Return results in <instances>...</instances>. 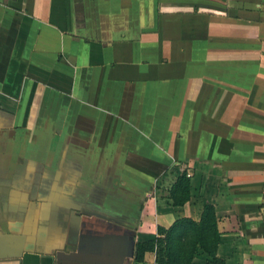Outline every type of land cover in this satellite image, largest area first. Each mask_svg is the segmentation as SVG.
Instances as JSON below:
<instances>
[{
  "label": "crops",
  "instance_id": "0c3cea01",
  "mask_svg": "<svg viewBox=\"0 0 264 264\" xmlns=\"http://www.w3.org/2000/svg\"><path fill=\"white\" fill-rule=\"evenodd\" d=\"M204 204L264 264V0H0V264H135Z\"/></svg>",
  "mask_w": 264,
  "mask_h": 264
},
{
  "label": "trees",
  "instance_id": "16d2710c",
  "mask_svg": "<svg viewBox=\"0 0 264 264\" xmlns=\"http://www.w3.org/2000/svg\"><path fill=\"white\" fill-rule=\"evenodd\" d=\"M175 207L184 206L191 198L190 176L183 170L169 189ZM218 219L211 204H204L199 221L175 220L167 229L157 227L156 237L135 247L134 263L144 264L145 254L153 253L155 264H192L200 253L208 256L204 264H225L217 257L220 243Z\"/></svg>",
  "mask_w": 264,
  "mask_h": 264
}]
</instances>
